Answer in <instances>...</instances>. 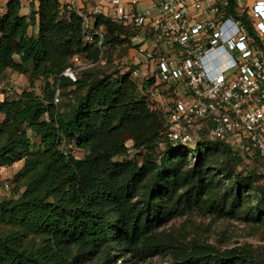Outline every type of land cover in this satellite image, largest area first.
I'll list each match as a JSON object with an SVG mask.
<instances>
[{"label": "trees", "instance_id": "obj_1", "mask_svg": "<svg viewBox=\"0 0 264 264\" xmlns=\"http://www.w3.org/2000/svg\"><path fill=\"white\" fill-rule=\"evenodd\" d=\"M62 1L33 0L28 16L21 0H9L5 12L0 1V74L28 75L31 85L54 79L42 95L25 90L0 103V169L23 161L9 183L13 197L0 198V264H145L167 253L173 264L253 260L250 251L188 250L163 239L162 227L195 210L264 223V189L255 173L237 172L243 159L224 141L196 149L168 143L160 158L117 160L129 152L125 132L141 149L163 129L127 77L96 68L76 82L63 75L77 55L97 62L101 48L85 43L82 18ZM100 26L108 31L103 49L130 40L124 27L97 16ZM72 87L68 103H54L57 90L61 97ZM63 143L87 152L77 158Z\"/></svg>", "mask_w": 264, "mask_h": 264}, {"label": "built area", "instance_id": "obj_2", "mask_svg": "<svg viewBox=\"0 0 264 264\" xmlns=\"http://www.w3.org/2000/svg\"><path fill=\"white\" fill-rule=\"evenodd\" d=\"M85 1L62 9L84 27L101 16L128 31L132 80L152 103L166 100L167 143L224 141L264 169V0H234L233 11L230 0H99L90 11ZM63 75L77 81L71 68Z\"/></svg>", "mask_w": 264, "mask_h": 264}, {"label": "rangeland", "instance_id": "obj_3", "mask_svg": "<svg viewBox=\"0 0 264 264\" xmlns=\"http://www.w3.org/2000/svg\"><path fill=\"white\" fill-rule=\"evenodd\" d=\"M3 7L4 5L2 4L1 10ZM29 11H31V7L22 8L21 13L25 14ZM83 28L86 31L85 43L89 45L97 44L99 46L101 42L99 34L102 33L104 37L108 35V31L103 26L96 27L95 21H91L86 27L83 26ZM33 31H38V29H34ZM120 39L122 40L120 43H109L104 46V56L100 57L97 62L88 60L86 55L75 56L71 60V69L76 78L81 77L83 72H88L95 68V71H98L102 75L119 73L117 77H127L128 81L136 88L137 98L145 102L146 108L149 109L151 114L155 115L159 122V129L162 130L164 128V117L167 109V104L164 102L166 100L164 97H161L159 102L155 101L152 103L140 91L131 78L130 71L136 63L131 41L124 36ZM104 42H106L105 38L103 40ZM76 57L79 58L78 61L74 60ZM48 83L53 84L54 79L40 78L35 80L34 85H31L30 76L7 70L0 74V97L4 95L7 99L31 89H34L38 95H42ZM73 89L72 87L61 90L62 95L59 105L68 103V100L74 97L70 94V91ZM1 120L2 117L0 115V122ZM149 121L151 119L143 121V124L140 125L141 129L149 128ZM131 137L129 132L123 134L129 152L126 157L118 158L117 160L122 161L128 159L142 163L143 159L148 155H152L154 158H160L168 144L162 135L158 138L156 137L152 141V144L137 149ZM61 149L77 158H83L87 152L67 143H63ZM189 149H196V144L191 143ZM22 166L23 161H20L10 168L0 169L1 199H10L13 197V187L9 190V183L13 182L14 176ZM237 172L242 174L255 173L257 175L256 185L264 189V169L258 163L245 157L243 164L237 169ZM160 233L167 243L181 249L197 250L208 247H214L219 250L240 249L246 252L250 251L254 255L253 260H250L246 264H264V223H246L243 220L226 216L218 219L205 215L200 210H195L180 216L162 227ZM173 259L174 256L167 253L166 255L152 258L145 264H173Z\"/></svg>", "mask_w": 264, "mask_h": 264}, {"label": "crops", "instance_id": "obj_4", "mask_svg": "<svg viewBox=\"0 0 264 264\" xmlns=\"http://www.w3.org/2000/svg\"><path fill=\"white\" fill-rule=\"evenodd\" d=\"M8 1L9 0H1V3L4 5L2 11L5 12L6 11V8H7V4H8ZM33 0H21V3H22V8H29L30 7V4ZM99 0H86L85 1V6H87V10H91L92 7H94L97 3H98ZM37 5H38V2L36 1ZM148 5V2L142 4L140 6V8L144 9L146 8ZM31 11H29L28 13H25V14H22L24 16H28L30 14ZM37 32V31H36ZM22 168V167H21Z\"/></svg>", "mask_w": 264, "mask_h": 264}]
</instances>
